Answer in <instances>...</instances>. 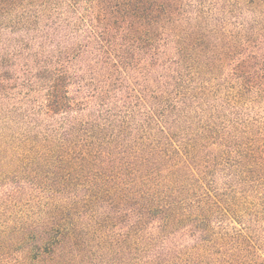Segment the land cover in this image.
I'll return each instance as SVG.
<instances>
[{"label": "trees", "instance_id": "trees-1", "mask_svg": "<svg viewBox=\"0 0 264 264\" xmlns=\"http://www.w3.org/2000/svg\"><path fill=\"white\" fill-rule=\"evenodd\" d=\"M0 264H264V0H0Z\"/></svg>", "mask_w": 264, "mask_h": 264}]
</instances>
